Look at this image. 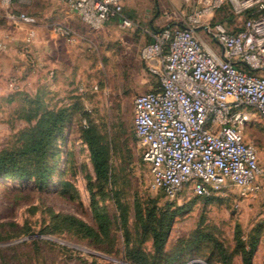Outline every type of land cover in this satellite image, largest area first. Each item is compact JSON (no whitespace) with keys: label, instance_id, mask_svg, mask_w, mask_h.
Segmentation results:
<instances>
[{"label":"rangeland","instance_id":"obj_1","mask_svg":"<svg viewBox=\"0 0 264 264\" xmlns=\"http://www.w3.org/2000/svg\"><path fill=\"white\" fill-rule=\"evenodd\" d=\"M61 1L16 0L7 5L0 0V33L17 37L15 51L23 60L16 68L18 63L9 61L8 41L0 48L6 57L0 56V155L22 152L40 134L47 114L63 108L67 115L60 133L41 154L39 166L46 169V174L49 172L45 178L0 175V264H131L125 258L126 233L129 246L142 249L156 264H167L173 256L170 264H208L207 260L222 264L211 242L203 239L205 234H212L223 244L230 264H243L242 250L249 249L256 238L252 264H264V186L247 195L231 186L210 196L196 195L186 188L173 199L152 186L149 164L143 160L142 145L133 126L137 82H131L129 73L137 64L134 58L123 55L114 61L94 50L92 69L84 70L83 83L64 88L63 92L56 90L54 95L42 92L36 100L30 95L33 62L24 51V38L30 29L35 37L45 38L58 22H63ZM171 1L156 0L158 8L152 14L160 28L169 23L164 20L166 16L173 15V21L179 23L190 13L184 14V7L176 8ZM10 13H23L33 22L14 23ZM214 19L234 29V24H243L245 16L240 13L223 18L215 13ZM146 74L152 79L149 71ZM88 127L95 128L109 151L110 180L106 184L97 179L93 169L84 133ZM28 157H19L18 165L33 170L35 159ZM259 163L264 170V151ZM89 184L110 222L109 235L100 244L69 232L53 231L50 222L53 210L97 226ZM135 206L141 212L140 218L135 215ZM170 218L159 254L142 221L160 229Z\"/></svg>","mask_w":264,"mask_h":264},{"label":"built area","instance_id":"obj_2","mask_svg":"<svg viewBox=\"0 0 264 264\" xmlns=\"http://www.w3.org/2000/svg\"><path fill=\"white\" fill-rule=\"evenodd\" d=\"M1 1L10 5L16 0ZM65 1L91 29L115 16L123 27L133 25L123 14V0ZM193 1L184 24L154 30L153 41L139 50L157 79L154 89L133 98V126L143 160L149 164L152 186L172 199L186 188L201 196L231 186L241 188L243 195L256 193L264 186V170L256 147L244 139L248 115L242 108L254 109L264 120V75L249 72L264 70V0ZM222 5L234 14L250 15L234 30L214 19ZM9 19L33 22L23 13H10ZM197 26L222 48V55L195 34ZM53 31L71 32L62 24ZM9 37L0 33V48ZM34 38L32 29L24 38L31 62Z\"/></svg>","mask_w":264,"mask_h":264},{"label":"crops","instance_id":"obj_3","mask_svg":"<svg viewBox=\"0 0 264 264\" xmlns=\"http://www.w3.org/2000/svg\"><path fill=\"white\" fill-rule=\"evenodd\" d=\"M123 14L130 18L133 25L131 27H123L119 16L110 18L102 27L91 29L83 23L79 16L71 11L65 0L61 1L60 16L63 22L57 24L65 25L70 29L69 36L53 33L50 30L45 38L36 36L30 44V52L33 56L32 70L29 72V93L36 100L42 92L54 95L58 90L63 92L64 88L75 87L83 83L84 70H91V56L96 50L97 54L103 53L112 57L114 61L120 60L123 55L127 59L134 58L137 64L135 69H131L129 78L135 83L136 93L145 92L154 89L157 86L156 77L151 74L152 79L146 74L149 71L147 63L143 61L139 55L140 48L147 42L153 41L151 33L154 30L163 29L171 24H184L187 15H184L182 21L174 22L173 15L166 16L164 20H168L164 27H158V22L154 18L152 12L158 8L156 0H123ZM172 6L183 8L191 12L194 1L173 0ZM175 10V8L173 7ZM167 11H163L166 14ZM172 12V11H171ZM175 13V12H172ZM241 26L234 24V29ZM195 34L209 46L215 53L222 55V48L211 39L201 26L194 27ZM9 35V61L18 63L16 68H20L23 64L22 56L17 54V44L15 35ZM16 47V49H15ZM7 53V52H6ZM121 55V56H119ZM0 56L5 57L2 52ZM89 57V61L86 60ZM6 58V57H5ZM8 59V58H7ZM130 60V61H131ZM89 62V65L86 63ZM139 61V63H138ZM238 67L240 63L235 62ZM121 66V65H120ZM119 66V67H120ZM131 67V64L129 65ZM150 72V71H149ZM256 74L264 75V70H255ZM139 78V81L136 80ZM138 82H145L140 84ZM246 112L248 119L242 127L244 139L252 143L258 152V157L264 151V120L259 114L250 107L242 108Z\"/></svg>","mask_w":264,"mask_h":264},{"label":"trees","instance_id":"obj_4","mask_svg":"<svg viewBox=\"0 0 264 264\" xmlns=\"http://www.w3.org/2000/svg\"><path fill=\"white\" fill-rule=\"evenodd\" d=\"M216 13L222 15L223 18H231L235 16L234 13L229 11L227 5H222L221 7H219L216 10ZM243 15L245 16V18L248 17L250 15V11H244ZM249 72L255 73V70H249ZM66 120L67 115L65 109L63 108L59 109L56 113L47 114L46 118L43 119L44 123L43 128L40 130V134L35 136L30 142H28L24 146L22 152H11L0 155V175L13 178L26 175H36L39 176L37 177L39 179L45 178L49 172L46 174V169L39 166L42 156L41 154L46 152V147L50 144L52 138L60 133ZM84 133L85 141L90 152V158L96 177L102 184H106L110 180L109 151L106 145L101 142L95 128L88 127ZM28 155L30 156L28 157ZM25 156L28 158L33 157L35 159V169H25V165H18L19 161L21 160V158L19 157ZM89 197L97 226H93L75 215L50 210V222L53 231L69 232L79 239H87L96 244L104 242L110 232L109 217L106 211L99 207L97 193L95 192L91 184H89ZM135 209L136 217L140 218V210L137 206H135ZM170 221L171 218L167 221V223L164 224V228L160 227V229L158 227L148 226L144 221H142V225L145 229L149 230L152 236L153 248L159 254L162 253L165 237L170 226ZM127 237L128 233H126L125 246V258L128 262H130L131 264H156L153 260H151V256L142 249H139L137 247H130ZM202 237L203 239H207L211 242L222 264H230V259L226 253V249L218 239H216L212 234H205L202 235ZM255 249L256 238L251 241L249 249L242 250L243 264H252V256ZM174 258V256L170 258V261ZM170 261H168L167 264H170ZM207 262L208 264H211V261L207 260Z\"/></svg>","mask_w":264,"mask_h":264},{"label":"water","instance_id":"obj_5","mask_svg":"<svg viewBox=\"0 0 264 264\" xmlns=\"http://www.w3.org/2000/svg\"><path fill=\"white\" fill-rule=\"evenodd\" d=\"M30 237H39V235H32V236H30Z\"/></svg>","mask_w":264,"mask_h":264}]
</instances>
